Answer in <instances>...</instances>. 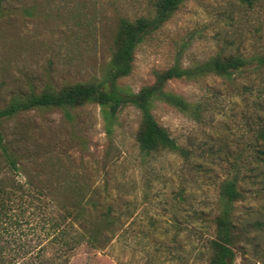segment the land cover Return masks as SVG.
I'll use <instances>...</instances> for the list:
<instances>
[{"label": "rangeland", "instance_id": "obj_1", "mask_svg": "<svg viewBox=\"0 0 264 264\" xmlns=\"http://www.w3.org/2000/svg\"><path fill=\"white\" fill-rule=\"evenodd\" d=\"M153 1L2 0L0 108L29 91L102 81L117 22L150 17ZM233 54L264 55V0H186L135 48L130 73L116 85L136 92L152 83L154 71L174 62L187 67ZM263 84L264 67L253 64L229 81H167L165 91L206 109L199 122L163 103L151 109L156 123L189 152L187 160L169 152L141 153L138 115L129 105L116 112L110 135L93 104L70 110V119L50 109L7 119L2 132L27 152L25 172L33 178L26 184L22 173L10 174L6 182L20 188L0 214V264H39L42 255L53 264H203L196 231L205 233L204 224L188 215L208 218L212 212L225 153L239 151L249 161L250 117ZM79 199H89L83 206L90 222L83 230L99 236L95 246L81 241L67 248L54 240L58 229L49 225ZM262 207L264 195L250 196L233 213L264 218ZM72 227L83 231L77 223ZM232 264L261 263L237 251Z\"/></svg>", "mask_w": 264, "mask_h": 264}, {"label": "trees", "instance_id": "obj_2", "mask_svg": "<svg viewBox=\"0 0 264 264\" xmlns=\"http://www.w3.org/2000/svg\"><path fill=\"white\" fill-rule=\"evenodd\" d=\"M184 1L186 0H154L150 17L119 19L111 39L112 51L102 81L67 84L58 89L44 88L38 93L29 91L12 98L0 108V165L3 166L0 169V214L6 208L10 196L20 188L17 183L6 184L10 174L22 173L26 184L33 178L32 174L25 172L27 152L15 149L12 141L2 132L4 122L21 113L40 109L59 110L66 119H70V110L93 104L99 108L105 133L110 135L116 123V112L129 105L138 115L135 142L141 153L148 155L169 152L184 160L188 159L189 152L178 146L166 130L156 123L151 109L154 103H163L195 122L202 119L206 109L199 102L189 103L182 97L165 91V83L170 80L195 81L207 76L229 81L233 74L241 72L251 64L264 67V55L212 56L187 67H181L178 62H174L164 70L154 71L152 83L136 92L118 87L116 80L130 73L135 48L145 37L158 30ZM1 2L2 0L0 5ZM256 92L261 100L256 103L250 117L254 123L249 129L252 139L249 161L243 162L239 151L225 153L221 159L225 163L226 172L216 185L212 212L208 218L197 212L188 215L190 221L195 222L201 217L204 224L202 228L205 233L196 231L198 237L202 238L203 264H232L237 251L241 254L250 252L257 261L264 264V218H251L248 213L238 217L233 213L236 203L250 196L264 195V84ZM33 192L43 193L35 188ZM88 201L89 199H79L73 202V211H65V215L58 222L49 225L53 230L58 229L54 240L60 245L68 248L85 241L95 246L98 232L83 230V225L90 222L87 220L89 214L83 206ZM66 217L72 219L66 221ZM101 217L103 222L109 223L106 213H102ZM73 223H77L83 231L72 229ZM200 234L205 235L201 237ZM106 236L101 235L103 240ZM64 237L70 239L66 240ZM39 264H53V259H45L42 255Z\"/></svg>", "mask_w": 264, "mask_h": 264}]
</instances>
